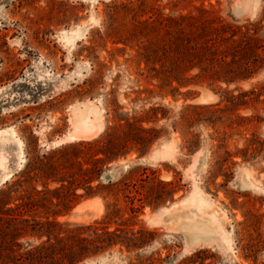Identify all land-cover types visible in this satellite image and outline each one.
I'll return each mask as SVG.
<instances>
[{"label": "rangeland", "instance_id": "1", "mask_svg": "<svg viewBox=\"0 0 264 264\" xmlns=\"http://www.w3.org/2000/svg\"><path fill=\"white\" fill-rule=\"evenodd\" d=\"M200 24L208 31L202 36ZM227 24L247 29V36L227 41ZM209 35L217 42L209 50L213 56L198 59L202 70L177 69L178 55L187 53L184 40L201 42ZM194 43L188 46L198 49ZM231 53L238 59L231 71H242L252 54L260 68L228 85L211 82L214 69L225 75L221 60L228 54L229 61ZM169 71L178 79L167 85ZM239 91H251L238 99L246 103L229 106L227 94ZM85 106L96 109L100 129L72 138L74 109ZM151 126L158 138L135 143L141 127ZM2 129L0 191L6 181L22 182L10 201L0 193V230L10 214L61 223L50 227V238L18 237L22 248L54 245L73 224L101 221L115 204L122 217L110 219V229L129 218L127 227L153 234L142 246L115 245L76 264H264V0H0ZM108 140L124 155L103 166L98 195L69 202L68 188L54 190L58 175L68 184L73 172L89 166L90 151L107 147ZM159 181L176 186L170 198L131 212V205H140L131 183L153 194L163 190ZM75 192L83 194V186ZM197 223L211 230H189ZM3 237L1 263L8 260Z\"/></svg>", "mask_w": 264, "mask_h": 264}, {"label": "trees", "instance_id": "2", "mask_svg": "<svg viewBox=\"0 0 264 264\" xmlns=\"http://www.w3.org/2000/svg\"><path fill=\"white\" fill-rule=\"evenodd\" d=\"M180 19H193L188 14H181ZM226 31H228L227 41H229L232 37L237 35L238 33L241 35L245 34V37L248 34V30H241V26H234L231 28V25L227 24L225 25ZM246 27V26H244ZM198 36H202L203 33L208 32L206 30V27L200 26L198 27ZM224 29L223 27L220 28H213L211 29L210 34H217L218 31ZM250 37V36H249ZM205 38L203 41L199 42L198 40L201 39H188L184 40L186 46L184 47L185 57L178 55L179 64L177 69H181L184 71H189L192 68H198L202 70V67L199 65V60L201 56L204 54L209 53L210 56H213V51L210 52L209 50H213L216 45V40L212 37H203ZM202 38V39H203ZM191 40L195 42L194 44L197 46H200L198 49L194 47L188 46V43ZM233 41V40H232ZM231 46V45H230ZM229 46V48H230ZM182 47V46H181ZM199 49L202 50L198 51ZM201 52V53H200ZM254 52V51H253ZM228 56L223 55V59L221 60L222 64L226 68L225 75H220V70L214 69L212 71L211 75V82L218 81V82H224L226 85L232 82H236L239 79H246L252 74H255L259 66H256L255 62L257 61L258 55L252 54L251 59L253 61L248 60L244 62V67L242 68V71L235 73V71H231L230 65L235 62L238 63V59L234 54L231 53V59L227 61L225 58ZM256 56V59H255ZM197 58V59H196ZM255 59V60H254ZM173 64H175V61H173ZM252 65V66H250ZM173 69H175L173 67ZM178 71V70H177ZM168 73V74H167ZM164 73V84H171L173 80H177L178 78L176 75H174L172 72ZM167 82V83H166ZM179 82V81H178ZM180 85H187L188 83L179 82ZM248 92L251 91H239L238 96H234L232 94H227L226 96V102L229 106H239L242 104H245L246 101H244V98H241L239 101L238 99L240 97H245L248 95ZM229 93V92H227ZM213 104L208 105H200V104H190L188 107L193 108H204V107H211ZM159 108V106L152 107V111H156ZM215 111V110H214ZM158 129L151 126L149 128H143L141 127L140 135H136L137 137L134 139L135 143L138 144H151L158 138ZM83 141H78L77 143L81 144ZM99 139L94 141H86L87 145H94V143H98ZM107 147L104 146H96L93 151H90V153L87 155V161L86 163L89 164L88 167H86L84 170H81L80 168L71 174L72 179L68 181V184H65L66 179L65 175H58L54 180L59 182V186L55 187V191H60V189L68 188L67 199L69 202H72V200H77L79 197H94L99 194V190L102 187L101 186V172L103 171V166L116 159L117 157L124 155V153H120L121 151H116L114 147V143L108 140ZM187 147L189 150H191L194 147V140L188 139L187 140ZM107 148V149H106ZM144 153V151H140V154ZM220 155L216 151V160L220 161ZM221 161H224L221 160ZM222 165V162H220ZM132 168L129 173H132ZM53 170L58 172L57 165L53 167ZM45 171H43L44 173ZM80 172V174H79ZM14 176V175H13ZM19 177V176H18ZM123 180H118L117 183H122ZM144 180V179H141ZM96 181L97 184L95 186L92 185V182ZM112 180H108L107 184H111ZM21 179L17 178L12 180L8 183V181L5 182L7 184V187L5 189H2L0 193L6 195L5 198H7L6 201H10L12 199V194L18 193V188L21 186ZM128 179V183H129ZM134 186V192L138 194L140 197L138 200L140 201L139 206L131 205L130 210L131 212H136L138 209L142 208L144 203H147L151 207H156L160 201L170 198L172 195V191L175 190L176 187L172 182H158V186L162 187L163 190L156 191L153 194H150L148 191L143 193L139 191V188L135 186L134 183H131ZM113 184L109 185L111 187ZM128 186L130 184H126ZM156 185V186H157ZM84 188V193L81 195H78L75 191L78 187ZM155 186V187H156ZM157 186V187H158ZM144 186L141 185V188ZM153 186L150 187V189ZM16 200H21L22 196L20 194H17L14 196ZM6 203V202H5ZM9 203V202H7ZM6 203V204H7ZM23 206V204H19ZM19 205H16V207H19ZM110 205H107V208H109ZM11 209V208H10ZM9 208L7 210H10ZM16 209V208H14ZM19 209V208H18ZM21 212V211H19ZM120 208L116 206L115 204L111 205V208H109L104 216V218L101 221H95L93 224H73L75 227L70 231V235L63 237V236H56V244L51 246H45L37 245L33 247H23L21 244L17 242L18 237L25 236L26 234H34V235H42L46 234L48 238H50L51 234V228H61V223L56 221L55 219L49 220L48 217L45 221L36 219L34 217L28 218L23 217L22 213L19 214H10L6 219L5 223L7 224L4 226L3 230H0V234H2L5 246L4 250L6 251L5 258L8 259L7 261L0 264H76L79 261H82L85 258L95 256L97 254L103 253L104 251L110 249L111 247L115 245H121L126 247L127 249L136 248L139 246H142L146 241L148 240L147 235L153 234L154 231L147 230L144 227H140L137 230H133L132 228L127 227L128 224H126L127 219L123 220L121 223H117V225L113 228H109V220L110 219H119L122 216L119 215ZM131 218V217H130ZM108 220V221H106ZM115 222V221H114ZM1 227V226H0ZM5 229V230H4ZM146 235V236H145Z\"/></svg>", "mask_w": 264, "mask_h": 264}, {"label": "bare ground", "instance_id": "3", "mask_svg": "<svg viewBox=\"0 0 264 264\" xmlns=\"http://www.w3.org/2000/svg\"><path fill=\"white\" fill-rule=\"evenodd\" d=\"M93 106V105H92ZM92 106H85L86 108H84L82 111H78L77 109H74V130L73 131V135L72 138L74 136H83L86 137L88 135H92L97 133V131L100 129V122H99V117L98 114L96 113V110L94 107ZM92 112L94 117L91 118L89 116V113ZM6 131L5 129L0 130V133ZM7 132V131H6ZM5 132V133H6ZM72 134V132L70 133V135ZM86 202V201H85ZM80 205L77 207L79 208ZM211 223V222H210ZM189 230H201L203 232H206L207 230H211L210 227H208V224L205 225L203 223H197L194 225H191V227H189Z\"/></svg>", "mask_w": 264, "mask_h": 264}, {"label": "water", "instance_id": "4", "mask_svg": "<svg viewBox=\"0 0 264 264\" xmlns=\"http://www.w3.org/2000/svg\"><path fill=\"white\" fill-rule=\"evenodd\" d=\"M104 178L105 179H109L110 178V174H104Z\"/></svg>", "mask_w": 264, "mask_h": 264}]
</instances>
